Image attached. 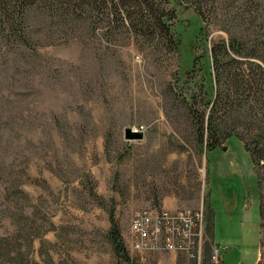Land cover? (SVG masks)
I'll return each mask as SVG.
<instances>
[{
    "label": "rangeland",
    "instance_id": "374dc122",
    "mask_svg": "<svg viewBox=\"0 0 264 264\" xmlns=\"http://www.w3.org/2000/svg\"><path fill=\"white\" fill-rule=\"evenodd\" d=\"M160 4L176 18L169 36L36 5L21 31H0V264H264V158L252 143L264 134V0H198L203 16L192 0ZM223 42L246 88L232 109L212 53ZM215 102L210 150L200 119ZM150 206L204 209L198 260L133 247V216Z\"/></svg>",
    "mask_w": 264,
    "mask_h": 264
},
{
    "label": "trees",
    "instance_id": "16d2710c",
    "mask_svg": "<svg viewBox=\"0 0 264 264\" xmlns=\"http://www.w3.org/2000/svg\"><path fill=\"white\" fill-rule=\"evenodd\" d=\"M196 6L197 12L202 14V6L198 5V0H192ZM162 0H0V31L11 32L16 28L22 29V21L26 13L34 6L39 9H45L48 13L56 15L61 18H68L69 22H85L87 20H93L94 25H100L104 23L110 25L113 29L120 27H128L132 30H150L155 33L156 31L161 32V34L170 35L171 33V23L173 19H176L174 14L166 11L162 8ZM105 13H107L108 18H106ZM95 18V20H94ZM108 19V22L104 21ZM64 23L67 20L63 21ZM67 29V28H65ZM64 30V29H62ZM22 42L24 38L20 36ZM20 40L14 39V42ZM26 40V39H25ZM239 47V46H238ZM232 48H235L232 46ZM236 49V48H235ZM239 49V48H238ZM236 49V51L238 50ZM224 52V54H222ZM214 56V62L219 64L220 59H225L223 63L225 73V78L227 81H230L229 86H226V92L222 99L221 105H225L227 108L232 109L233 104H241L240 101L243 100L245 96L246 88L239 82L234 79L232 76L231 67L227 68L228 63H235L240 66L241 61L237 60L231 53L228 51V47L225 42L215 46L212 49ZM238 56V54H235ZM252 65V63H249ZM234 65V64H233ZM257 67V66H256ZM261 75V76H260ZM255 83H260L256 85V94L259 92H264V72L254 75ZM255 86V84H254ZM260 86V87H259ZM263 86V89L262 87ZM260 88V89H259ZM250 92H253L252 85L250 86ZM219 102V101H218ZM218 102H215L210 110V114L206 119L205 114L202 115L200 119V139L203 142L205 139V128L204 124L208 122L207 128V141L210 150H215L218 147V142L222 129H220L218 119L216 118L217 113H219ZM237 112V111H236ZM227 117L232 116L231 112L226 113ZM243 116L241 112L237 113L238 118ZM230 120L235 121L236 118L230 117ZM247 132L252 130L251 126H246ZM257 138V139H256ZM253 144H256V149L253 150L254 156L263 159L264 158V142L260 146V139L264 141V134L256 137H253ZM256 140V141H255ZM20 193L25 194V192L20 190ZM27 197L28 195L25 194ZM112 239L115 246L123 256V242L120 238V232L114 228L112 233Z\"/></svg>",
    "mask_w": 264,
    "mask_h": 264
},
{
    "label": "built area",
    "instance_id": "2783aa9c",
    "mask_svg": "<svg viewBox=\"0 0 264 264\" xmlns=\"http://www.w3.org/2000/svg\"><path fill=\"white\" fill-rule=\"evenodd\" d=\"M205 219L203 208L175 211L153 206L143 208L134 214L131 222L133 247L139 252H175L198 260L204 244Z\"/></svg>",
    "mask_w": 264,
    "mask_h": 264
},
{
    "label": "water",
    "instance_id": "95a60500",
    "mask_svg": "<svg viewBox=\"0 0 264 264\" xmlns=\"http://www.w3.org/2000/svg\"><path fill=\"white\" fill-rule=\"evenodd\" d=\"M125 137L127 140H131V141L142 140L144 138V133L138 130L127 129Z\"/></svg>",
    "mask_w": 264,
    "mask_h": 264
},
{
    "label": "crops",
    "instance_id": "0c3cea01",
    "mask_svg": "<svg viewBox=\"0 0 264 264\" xmlns=\"http://www.w3.org/2000/svg\"><path fill=\"white\" fill-rule=\"evenodd\" d=\"M259 259H260V251H259V255H258V257H257V261H256V262H258ZM256 262H255V263H256Z\"/></svg>",
    "mask_w": 264,
    "mask_h": 264
}]
</instances>
